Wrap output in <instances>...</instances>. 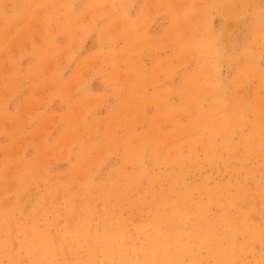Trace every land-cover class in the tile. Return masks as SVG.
I'll return each mask as SVG.
<instances>
[{
  "label": "rangeland",
  "instance_id": "rangeland-1",
  "mask_svg": "<svg viewBox=\"0 0 264 264\" xmlns=\"http://www.w3.org/2000/svg\"><path fill=\"white\" fill-rule=\"evenodd\" d=\"M0 264H264V0H0Z\"/></svg>",
  "mask_w": 264,
  "mask_h": 264
},
{
  "label": "bare ground",
  "instance_id": "bare-ground-1",
  "mask_svg": "<svg viewBox=\"0 0 264 264\" xmlns=\"http://www.w3.org/2000/svg\"><path fill=\"white\" fill-rule=\"evenodd\" d=\"M225 29V28H224ZM226 31V30H225ZM225 34V33H224ZM225 39V38H224ZM87 191V190H86ZM89 193V192H88ZM91 193V192H90ZM253 218V217H252Z\"/></svg>",
  "mask_w": 264,
  "mask_h": 264
}]
</instances>
